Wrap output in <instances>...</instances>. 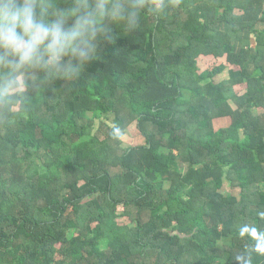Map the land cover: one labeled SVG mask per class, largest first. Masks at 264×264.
Here are the masks:
<instances>
[{
    "label": "trees",
    "instance_id": "trees-1",
    "mask_svg": "<svg viewBox=\"0 0 264 264\" xmlns=\"http://www.w3.org/2000/svg\"><path fill=\"white\" fill-rule=\"evenodd\" d=\"M169 3L0 114V264H264V0Z\"/></svg>",
    "mask_w": 264,
    "mask_h": 264
},
{
    "label": "clouds",
    "instance_id": "clouds-1",
    "mask_svg": "<svg viewBox=\"0 0 264 264\" xmlns=\"http://www.w3.org/2000/svg\"><path fill=\"white\" fill-rule=\"evenodd\" d=\"M169 7V0H0V114L25 107L56 80L79 79L116 26L135 32L145 11L159 17ZM235 259L252 264L247 251Z\"/></svg>",
    "mask_w": 264,
    "mask_h": 264
},
{
    "label": "rangeland",
    "instance_id": "rangeland-1",
    "mask_svg": "<svg viewBox=\"0 0 264 264\" xmlns=\"http://www.w3.org/2000/svg\"><path fill=\"white\" fill-rule=\"evenodd\" d=\"M223 28L226 29V26L223 25ZM257 28L264 30V22H260L257 25ZM198 63L203 69H207L206 71L203 72V76H205L207 74V72L210 71L211 68L215 64L219 63V60H215L213 58L206 57V58H203V59L200 58ZM226 74L227 73L225 71V72H223L221 74L215 75L213 79L216 80V81H219L222 78L226 77ZM143 107H144L143 104H138V105L134 106V109L136 111H139V110L143 109ZM94 117H95V125L97 126L99 124V122L102 120V118L100 119L97 114H95ZM220 121H223V122H220ZM214 125L216 127L222 126V125H226V120L224 118L222 120H216L214 122ZM121 140H122V144L124 146H131V145H134V144H139V143L144 142L143 137L138 133L137 128H136L134 123L130 124L125 129V131H124V133H123V135L121 137ZM221 190H222L223 193H226V194L229 193V192H233L234 193V190H231L229 182L226 181V180L224 181V185H223V188Z\"/></svg>",
    "mask_w": 264,
    "mask_h": 264
}]
</instances>
